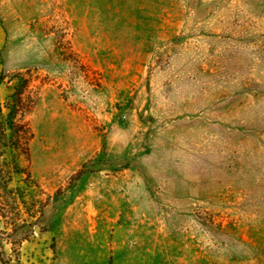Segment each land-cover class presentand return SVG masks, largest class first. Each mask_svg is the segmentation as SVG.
I'll use <instances>...</instances> for the list:
<instances>
[{"label":"rangeland","instance_id":"obj_1","mask_svg":"<svg viewBox=\"0 0 264 264\" xmlns=\"http://www.w3.org/2000/svg\"><path fill=\"white\" fill-rule=\"evenodd\" d=\"M15 73L4 261L264 264V0H0Z\"/></svg>","mask_w":264,"mask_h":264},{"label":"trees","instance_id":"obj_2","mask_svg":"<svg viewBox=\"0 0 264 264\" xmlns=\"http://www.w3.org/2000/svg\"><path fill=\"white\" fill-rule=\"evenodd\" d=\"M4 79V76H0V85L3 84ZM23 79L24 76L21 73H15L9 76L5 82L11 92L5 97L3 103L0 101V158L3 148L9 149L20 146L28 133V128L18 118L23 109L22 95L27 87V82H24ZM6 237L5 233L0 236V248ZM14 254V257H10L6 261L0 256V264H19L15 258L16 253Z\"/></svg>","mask_w":264,"mask_h":264}]
</instances>
